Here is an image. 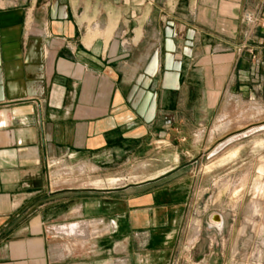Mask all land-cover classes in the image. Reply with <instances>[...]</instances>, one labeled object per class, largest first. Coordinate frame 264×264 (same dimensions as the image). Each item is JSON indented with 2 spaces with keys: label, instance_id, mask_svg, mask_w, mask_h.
<instances>
[{
  "label": "crops",
  "instance_id": "0c3cea01",
  "mask_svg": "<svg viewBox=\"0 0 264 264\" xmlns=\"http://www.w3.org/2000/svg\"><path fill=\"white\" fill-rule=\"evenodd\" d=\"M246 11L264 0H0V264L169 252L174 186L159 185L177 171L159 170L162 151L264 95ZM128 169L135 183H103Z\"/></svg>",
  "mask_w": 264,
  "mask_h": 264
},
{
  "label": "rangeland",
  "instance_id": "374dc122",
  "mask_svg": "<svg viewBox=\"0 0 264 264\" xmlns=\"http://www.w3.org/2000/svg\"><path fill=\"white\" fill-rule=\"evenodd\" d=\"M227 113L199 127L193 141H176L162 151L159 170L177 171L159 185L174 186L167 200L174 206L176 236L169 252L144 264H264V95L231 102ZM142 167L102 181L131 185L146 174V163ZM94 176L80 185H103ZM213 212L224 217L220 229L208 223Z\"/></svg>",
  "mask_w": 264,
  "mask_h": 264
},
{
  "label": "built area",
  "instance_id": "2783aa9c",
  "mask_svg": "<svg viewBox=\"0 0 264 264\" xmlns=\"http://www.w3.org/2000/svg\"><path fill=\"white\" fill-rule=\"evenodd\" d=\"M241 20L245 25L251 28H259L264 31V15L260 13L244 12Z\"/></svg>",
  "mask_w": 264,
  "mask_h": 264
},
{
  "label": "bare ground",
  "instance_id": "6f19581e",
  "mask_svg": "<svg viewBox=\"0 0 264 264\" xmlns=\"http://www.w3.org/2000/svg\"><path fill=\"white\" fill-rule=\"evenodd\" d=\"M208 223H209V225H212V226L217 227L219 229L221 228V226H223L222 225V217L219 214H216V213H212L211 215H209ZM197 227H199V226H197ZM198 230L199 229H197V231Z\"/></svg>",
  "mask_w": 264,
  "mask_h": 264
}]
</instances>
